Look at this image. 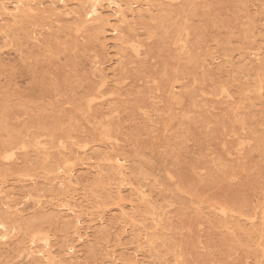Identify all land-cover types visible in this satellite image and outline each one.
<instances>
[{"label": "rangeland", "instance_id": "374dc122", "mask_svg": "<svg viewBox=\"0 0 264 264\" xmlns=\"http://www.w3.org/2000/svg\"><path fill=\"white\" fill-rule=\"evenodd\" d=\"M0 223V264H264V0H0Z\"/></svg>", "mask_w": 264, "mask_h": 264}, {"label": "bare ground", "instance_id": "6f19581e", "mask_svg": "<svg viewBox=\"0 0 264 264\" xmlns=\"http://www.w3.org/2000/svg\"><path fill=\"white\" fill-rule=\"evenodd\" d=\"M96 11H97V9L92 4V5H90V10H89L88 14L90 16L94 15V14H96ZM0 228L5 231L7 229V226H5L3 223H0Z\"/></svg>", "mask_w": 264, "mask_h": 264}]
</instances>
